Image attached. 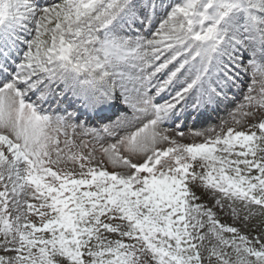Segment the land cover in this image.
I'll list each match as a JSON object with an SVG mask.
<instances>
[{
	"label": "snow or ice",
	"instance_id": "1",
	"mask_svg": "<svg viewBox=\"0 0 264 264\" xmlns=\"http://www.w3.org/2000/svg\"><path fill=\"white\" fill-rule=\"evenodd\" d=\"M0 264H264V0H0Z\"/></svg>",
	"mask_w": 264,
	"mask_h": 264
},
{
	"label": "rangeland",
	"instance_id": "2",
	"mask_svg": "<svg viewBox=\"0 0 264 264\" xmlns=\"http://www.w3.org/2000/svg\"><path fill=\"white\" fill-rule=\"evenodd\" d=\"M49 1V0H48ZM47 1V2H48ZM42 2H45V0H42ZM183 142H185V143H190V142H192V140H190V139H186V140H184ZM209 206H211V205H209ZM218 216L220 217V219H221V223H227V224H229V225H231L232 223H233V219H232V217L230 216V215H225V214H223V213H218ZM250 223H256V219H253L252 221H250ZM237 226H239V225H237Z\"/></svg>",
	"mask_w": 264,
	"mask_h": 264
}]
</instances>
